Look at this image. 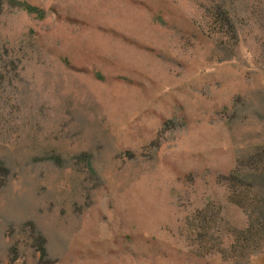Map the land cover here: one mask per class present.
<instances>
[{
    "label": "rangeland",
    "instance_id": "1",
    "mask_svg": "<svg viewBox=\"0 0 264 264\" xmlns=\"http://www.w3.org/2000/svg\"><path fill=\"white\" fill-rule=\"evenodd\" d=\"M260 154L264 0H0V264H264Z\"/></svg>",
    "mask_w": 264,
    "mask_h": 264
},
{
    "label": "trees",
    "instance_id": "2",
    "mask_svg": "<svg viewBox=\"0 0 264 264\" xmlns=\"http://www.w3.org/2000/svg\"><path fill=\"white\" fill-rule=\"evenodd\" d=\"M225 10V9H224ZM216 18L218 19V21H220V23L222 24V26L224 25L227 28V31H229L228 27L231 29V27L229 26V22H228V16L225 12H223V14H217ZM262 157H261V156ZM259 157L257 158L258 160L262 159L264 156L262 154H260ZM264 163V162H263ZM7 173V170L5 169V167L2 165V163L0 162V177L4 178L5 175Z\"/></svg>",
    "mask_w": 264,
    "mask_h": 264
}]
</instances>
